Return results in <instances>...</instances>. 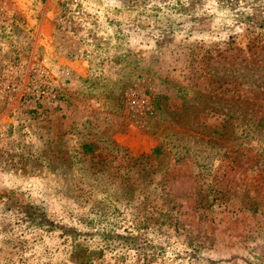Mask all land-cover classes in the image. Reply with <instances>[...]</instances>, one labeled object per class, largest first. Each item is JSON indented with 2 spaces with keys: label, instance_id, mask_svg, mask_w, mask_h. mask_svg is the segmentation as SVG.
<instances>
[{
  "label": "rangeland",
  "instance_id": "obj_1",
  "mask_svg": "<svg viewBox=\"0 0 264 264\" xmlns=\"http://www.w3.org/2000/svg\"><path fill=\"white\" fill-rule=\"evenodd\" d=\"M0 264H264V0H0Z\"/></svg>",
  "mask_w": 264,
  "mask_h": 264
},
{
  "label": "trees",
  "instance_id": "obj_2",
  "mask_svg": "<svg viewBox=\"0 0 264 264\" xmlns=\"http://www.w3.org/2000/svg\"><path fill=\"white\" fill-rule=\"evenodd\" d=\"M73 257H75V256H74V252H73Z\"/></svg>",
  "mask_w": 264,
  "mask_h": 264
}]
</instances>
